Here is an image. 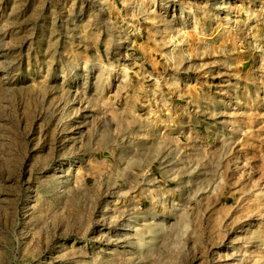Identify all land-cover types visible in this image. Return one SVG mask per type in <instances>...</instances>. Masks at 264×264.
Segmentation results:
<instances>
[{"label": "rangeland", "instance_id": "1", "mask_svg": "<svg viewBox=\"0 0 264 264\" xmlns=\"http://www.w3.org/2000/svg\"><path fill=\"white\" fill-rule=\"evenodd\" d=\"M0 264H264V0H0Z\"/></svg>", "mask_w": 264, "mask_h": 264}, {"label": "bare ground", "instance_id": "2", "mask_svg": "<svg viewBox=\"0 0 264 264\" xmlns=\"http://www.w3.org/2000/svg\"><path fill=\"white\" fill-rule=\"evenodd\" d=\"M236 6L238 7L239 5L238 4H236ZM134 221V223H131L130 222V219H126V221H125V223H126V227H128L129 229H133L134 230V228H136V221H138V218L136 217L135 219H133ZM167 226H166V224L164 223H156L155 225H152V226H149V225H143V228L144 229H146L147 231H148V233L149 234H153L157 229L156 228H159V229H165ZM135 235L137 234V233H139L136 229H135ZM151 237V236H150Z\"/></svg>", "mask_w": 264, "mask_h": 264}]
</instances>
